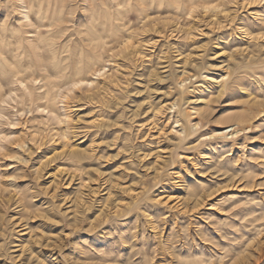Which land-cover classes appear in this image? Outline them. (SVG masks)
Instances as JSON below:
<instances>
[{"label":"rangeland","instance_id":"1","mask_svg":"<svg viewBox=\"0 0 264 264\" xmlns=\"http://www.w3.org/2000/svg\"><path fill=\"white\" fill-rule=\"evenodd\" d=\"M130 1L124 38L103 34L108 71L91 87L62 83L45 43L30 57L66 86L50 114L6 106L0 264H178V252L234 264L243 251L264 264V0ZM11 2L0 0V18H15ZM101 4L60 0L63 25L105 19ZM238 120V133L211 138Z\"/></svg>","mask_w":264,"mask_h":264},{"label":"bare ground","instance_id":"2","mask_svg":"<svg viewBox=\"0 0 264 264\" xmlns=\"http://www.w3.org/2000/svg\"><path fill=\"white\" fill-rule=\"evenodd\" d=\"M59 1L60 0H13V3L11 2L12 3L11 6L13 7L14 12L17 13L15 18L14 17L11 18L9 16V11L7 10L6 11L8 13L6 14V16L4 18H0V125L3 120L7 119V113H6L7 107L6 106H11L10 104L12 102H18V100H20L22 105H24V103H27L26 106H28L29 104L30 110L33 107V110L35 108L39 112H42V113L47 112V114L48 113L50 114V111H55L56 100L59 99L58 96L60 97V92L63 88H65L66 85L67 87L69 86L68 84L74 85L76 83H81L82 86L87 85L90 87L94 85V83H96V81H98V79L100 78V76H98L97 73L105 69L107 66L106 64L102 63V60H103L102 50L105 48V45L107 44V41L104 39V37H106L107 35L103 36L104 32H106V30L111 31V33L114 34L118 40L124 38V35L122 34L124 25H125L123 17L126 12L124 13V11H122L123 10L122 7L124 6L125 8L126 6L125 3H127L130 0H101V3H102L101 5H103L106 8L108 7V11L106 12V14L102 15L104 16L105 19H101L100 13L97 12L98 10L92 11V20L88 22V24H86V28L85 29L83 28V30L78 29L80 28V26H78L79 23L77 25L78 27L75 24V26L77 27V29L74 28L75 30H71L68 26L63 25V23L66 24L65 20L67 21V19L63 20L61 16V6L62 5L60 4L61 6H59ZM63 1L65 2L66 0H63ZM156 1L158 3V5L156 6L158 7L161 6L160 5L161 1L164 2L163 0H139L140 4L142 5L146 4L148 7H150V9L151 7H153V4ZM177 1L178 0H167L168 4H164V5H167V7H171L174 5V3H178ZM182 3L180 5H183ZM164 5L162 6L165 7ZM208 7L209 6H206L205 8L209 9ZM112 8L115 9L116 11L115 15H113L114 12L113 14L111 13ZM141 8H144V7L141 6ZM138 10L140 9L138 8ZM131 11H132V8H131ZM186 13H188V10ZM68 20H69V17H68ZM113 20L115 21L118 20V22L120 21V23L113 26L112 25ZM72 22H75V21L73 20ZM100 27L102 28L100 29ZM81 35L83 36L84 40L87 41V43H85V41H82L83 38L81 37ZM50 37L52 39L53 37H59L61 39V41L59 42L60 45H58L56 40H55L56 42L54 40H51V42H48V38ZM128 40L133 41L132 34H130L128 38L123 41V45ZM44 43L47 44L46 46H48V50L50 51L54 59L51 66L54 69L60 68V66L63 67L64 71L58 70V69H57L58 71H56L57 75H59L62 78L64 77L63 79H65L62 83L66 85H63L64 86L63 88L60 83L56 82L54 79H50L49 73L46 70V66L43 63H41L42 61L41 62L36 61L37 63H34L30 59V57L33 55L37 57L38 52L40 51V49L43 48ZM65 51L68 53L67 56H64V55L62 56L59 54V52H65ZM39 55H41V53ZM24 59H26L27 62H29L30 64L36 65L37 67H40L41 69L45 70L48 74L45 73L42 76H35V73L28 74V70L30 66L29 64L24 63L23 61ZM64 59L66 60L69 59L68 60L69 62H71L70 61L71 59L72 62L69 63L67 61V63L69 64H63L62 62ZM10 62L13 63L15 66H12V65H11L12 67L9 66ZM68 68H70L71 71L67 72L66 70ZM41 69H40V72H41ZM185 73L187 72H184V74ZM206 77L207 78L205 79V81H208L207 85L209 84L211 85V83L214 81L215 78L209 75H207ZM3 79H5V82L3 81ZM38 79L40 81L39 83H36ZM59 80L60 78L57 79V81ZM183 81L184 80L181 79L180 83H183ZM5 83L11 84L13 85V87H11L10 89H7L5 86ZM60 86L61 88H59ZM42 88H43V91L41 90ZM71 88L72 90L77 89L74 87H71ZM39 89L42 92H38ZM63 92L64 90L62 91V93ZM61 95L63 96V94ZM41 109H43V111H41ZM23 111H24V108H23ZM64 111H67V110H64ZM157 112L160 114L159 111ZM66 116L68 115H65V117ZM178 116L179 118L176 120L177 123H179L183 119L181 115H178ZM13 118L14 119H11L10 123L16 124V120H19V118L18 117L16 118L13 117ZM184 118H185L184 120L186 123L180 124V125H182L181 132L185 133L187 131V124L189 123V120L187 119V117H184ZM240 125H241V121L239 120L233 122L231 125L233 128L229 130L231 131L229 133L228 131H225V128L215 129L213 133L211 134V138H215V139L225 138V137L227 138L228 134H232V135L236 134L240 130H242ZM175 127H178V125ZM175 131L179 132V130H175ZM5 140H7V136L0 134V151H3L6 148ZM19 146L21 145L19 144ZM214 150H215V147H214ZM71 154L73 155L74 153L71 152ZM195 194L193 193V195ZM171 197L172 196H169V199ZM201 199L202 197L197 198V202L200 203ZM178 253L180 254V256L178 257V261H177L178 264H202L203 262L209 263V264L211 263V260L209 261L206 259H197V258L189 259L187 256H181L183 255L182 252H178ZM257 255H259V253ZM216 258L219 262H221L224 257L223 255H220V256H217ZM250 258L251 256L246 255V253L244 254V251H243L242 253L239 254V258L236 262H234V264H250L251 262Z\"/></svg>","mask_w":264,"mask_h":264},{"label":"snow or ice","instance_id":"3","mask_svg":"<svg viewBox=\"0 0 264 264\" xmlns=\"http://www.w3.org/2000/svg\"><path fill=\"white\" fill-rule=\"evenodd\" d=\"M210 7L215 8L216 5L213 4V5H210ZM131 44H132V41L128 40L122 47H127L128 45H131ZM107 71H108V69L105 68L102 71L98 72L97 75L100 77H103ZM36 83H39V81H36ZM81 86H82L81 83H76V84L72 85V87H74V88H80ZM41 111H43V109H41ZM20 115H23V113H20ZM13 127H15V125H13ZM10 159H12V158L10 157Z\"/></svg>","mask_w":264,"mask_h":264}]
</instances>
